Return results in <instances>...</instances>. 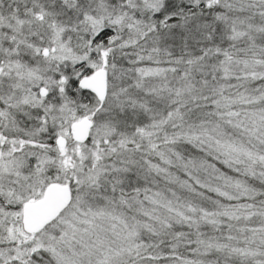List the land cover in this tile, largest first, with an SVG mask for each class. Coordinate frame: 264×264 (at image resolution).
Masks as SVG:
<instances>
[{
	"label": "snow or ice",
	"instance_id": "snow-or-ice-1",
	"mask_svg": "<svg viewBox=\"0 0 264 264\" xmlns=\"http://www.w3.org/2000/svg\"><path fill=\"white\" fill-rule=\"evenodd\" d=\"M0 264H264V0H0Z\"/></svg>",
	"mask_w": 264,
	"mask_h": 264
}]
</instances>
